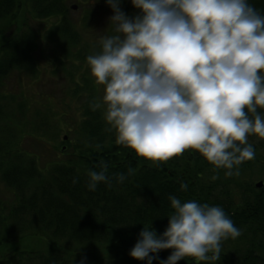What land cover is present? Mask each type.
I'll return each mask as SVG.
<instances>
[{
    "label": "trees",
    "instance_id": "trees-1",
    "mask_svg": "<svg viewBox=\"0 0 264 264\" xmlns=\"http://www.w3.org/2000/svg\"><path fill=\"white\" fill-rule=\"evenodd\" d=\"M71 1L0 0V183L13 196L7 202L0 198V264H72L73 258L78 261L82 255L87 256V264H145L131 257L129 250L139 231L151 221L158 234L164 231L166 215L172 211L170 194L182 201L221 206L241 230L237 238L222 241L221 258L214 264H264V184L257 187L253 180L254 175L264 178V156L260 152L255 151L253 159L239 166V174L231 176H226L224 169H215L191 148L165 161L143 158L117 142L102 108L93 110L92 104L98 101L91 82L85 79L87 89L82 88L68 70V76L78 85L69 93L74 98L87 93L89 97L75 124L68 127L67 138L65 135L59 145H54V159L42 165L38 154L22 142L28 136L37 146L45 147L44 140L52 135L50 118L62 129L51 107L46 118L29 119V127L20 128L17 140L7 132L3 122L11 120L15 124L10 108L24 118L28 108L17 94L7 93L5 79L14 71L39 77L41 66L35 53L41 41L59 46V55L46 58L55 61L56 67L60 61L65 70L67 61H86L89 55L80 47L77 22L70 16ZM74 1L81 6L91 0ZM100 1L105 3L96 0L97 4ZM250 3L264 13V0ZM121 7L131 15L138 11L130 0H122ZM38 19H52L54 23H44L40 29ZM4 27L16 30L10 33ZM64 116L63 112L61 120ZM101 164L107 166L108 174L124 172L126 179L122 183L113 181L110 186L101 183L89 190L87 173L99 170ZM181 183L187 188L181 189ZM170 252L163 249L158 255L166 259ZM177 264L197 262L186 257Z\"/></svg>",
    "mask_w": 264,
    "mask_h": 264
},
{
    "label": "clouds",
    "instance_id": "clouds-1",
    "mask_svg": "<svg viewBox=\"0 0 264 264\" xmlns=\"http://www.w3.org/2000/svg\"><path fill=\"white\" fill-rule=\"evenodd\" d=\"M130 2L135 15L122 10V0H105L110 34L86 57L103 85L93 110L102 108L117 142L143 158L165 161L191 148L226 176L238 175L255 156L249 135L264 139V13L250 0ZM87 176L89 190L126 179L124 172L108 174L104 164ZM168 199L164 231L143 224L131 257L214 264L222 241L241 235L219 205ZM163 249H171L166 259L158 255ZM72 264H87V256Z\"/></svg>",
    "mask_w": 264,
    "mask_h": 264
},
{
    "label": "rangeland",
    "instance_id": "rangeland-1",
    "mask_svg": "<svg viewBox=\"0 0 264 264\" xmlns=\"http://www.w3.org/2000/svg\"><path fill=\"white\" fill-rule=\"evenodd\" d=\"M70 4L77 5L76 9L72 8L70 16L73 21L77 22V29L82 38L80 43L81 49H87L89 54H92L93 51H98L100 38L110 34V28L106 25L108 23L107 18L112 14L111 8L101 1L100 4H97V2L94 3V0L86 2L81 6L74 0H72ZM132 12L136 14V12ZM30 22L31 24L34 23L33 21ZM44 23L45 25L48 23L47 26H50L54 23V20L51 19L46 21L38 19V24L35 22V25L37 24V27L39 26L40 29H43ZM2 27L3 26H0V28ZM4 28L10 33L16 30L14 27H10L9 29L7 27ZM57 53H59V46L57 44L51 41H41L35 53L37 63L41 66L39 77L34 79L26 72L18 73L14 71L5 79L4 89L7 93L10 92L17 94L19 101L21 103L26 102L24 105L28 108L26 111V118L22 117L21 112L14 110L15 108H10L12 109V111H10L11 115L14 114L15 124H12L11 120L3 122L6 126L5 128L7 132H12L16 135V140L18 139L20 128H23L24 130L28 128L29 119H32L33 117L36 121L46 118L49 114V107L56 112L57 120L62 123V129H60L61 127L57 121L55 122L53 118H50L51 124L49 125L51 126L50 129L52 130V135L50 134V137L48 136V140H44L45 147L43 148L37 146L36 141L33 138H29L28 136L23 137V146L28 150L33 151L35 154H38L42 160V165L47 163V161L54 159L56 152L54 145H59L60 141L64 139V136L68 135V127L75 124L82 112L84 101L89 97V94L87 93L86 96L80 95L79 98H74L69 93L70 88H73L71 91L75 90L78 85L68 76L67 70L74 73L75 81L81 83L82 88L84 87V89H87L85 88L86 84L83 83L86 82L85 79H88L91 82L92 85L89 83L90 87H94L93 89L96 93H93L98 102H101V97L103 95V85L95 82V79L90 74L86 61L69 60L66 62L65 70L60 61L59 65L56 67L55 61H49L46 58L48 56L54 58L56 55H59ZM84 72L88 75H85ZM14 107H16V104H14ZM63 112L65 113V116L64 119L61 120ZM248 143L253 145L255 151L260 152L264 156V139L258 138L255 135H249ZM253 180L255 183L261 180L264 182V178H259L257 175H254ZM0 198L3 199L4 202H7L8 200L10 201V199L13 198L11 191L5 188L1 183Z\"/></svg>",
    "mask_w": 264,
    "mask_h": 264
},
{
    "label": "water",
    "instance_id": "water-1",
    "mask_svg": "<svg viewBox=\"0 0 264 264\" xmlns=\"http://www.w3.org/2000/svg\"><path fill=\"white\" fill-rule=\"evenodd\" d=\"M72 8L73 9H76L77 8V5H72ZM65 138H67V136H65ZM263 184H264V182L261 180V181H259V182L256 183V186L257 187H262Z\"/></svg>",
    "mask_w": 264,
    "mask_h": 264
}]
</instances>
